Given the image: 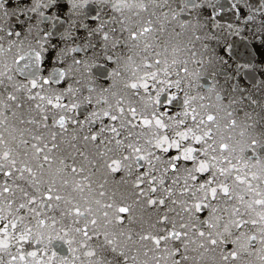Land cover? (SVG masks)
Here are the masks:
<instances>
[{
	"label": "snow or ice",
	"instance_id": "6c2138e0",
	"mask_svg": "<svg viewBox=\"0 0 264 264\" xmlns=\"http://www.w3.org/2000/svg\"><path fill=\"white\" fill-rule=\"evenodd\" d=\"M143 12L147 20L133 19ZM166 28L180 38L171 64L166 42L163 57L154 51L132 68L130 53ZM197 87L216 94L217 109H232L224 128L240 130L242 174L223 155L236 147L218 135L217 117L194 104L203 99L190 95ZM22 95L39 98L41 119H23ZM68 121L75 126L70 147L80 138L103 161L91 164L139 174L120 193L119 206L69 204L58 221L46 212L62 199L54 195L55 175L68 165L51 142L57 133L49 131V140L37 132L43 122L66 135ZM25 123L35 127H17ZM0 126V252L8 256L0 264H264V0H0ZM56 163L62 167L53 171ZM80 171L73 162L72 174ZM169 175L173 185L165 186ZM241 185L248 199L237 191ZM176 186L185 199L171 203L180 206V219L187 215L185 223L173 219L170 229L153 232L169 221L168 209L149 230H115L132 222L137 205L163 207ZM65 216L82 226L58 227ZM26 245L35 247L25 251Z\"/></svg>",
	"mask_w": 264,
	"mask_h": 264
},
{
	"label": "water",
	"instance_id": "95a60500",
	"mask_svg": "<svg viewBox=\"0 0 264 264\" xmlns=\"http://www.w3.org/2000/svg\"><path fill=\"white\" fill-rule=\"evenodd\" d=\"M135 11V9L133 10ZM151 10H149L150 12ZM149 12H143L141 16L133 17L134 20H147L149 18ZM130 15V13H129ZM154 28H158L159 24L156 23L153 25ZM177 31L179 29L177 28ZM180 38L173 37L171 35V29L166 28L164 33H160L158 31H155L153 33L148 34L139 44V48L135 49L132 53H130L133 56V61L131 67L134 68L136 64H140L142 62V57L149 56L150 53L154 51H161L162 57L165 55L163 51V46L167 42L168 43V49H167V59L168 63L171 64V61L173 58H176L172 52V47L176 44H178ZM145 45H149L150 47L145 49ZM157 45H160L159 48H157ZM193 51H196V49H193ZM139 53L138 55L136 53ZM152 59H155V56L151 57ZM185 58L184 55H180L178 57L179 60H183ZM197 59L199 58V53H197ZM160 67H163V64L160 65ZM189 67L192 70H195V61L192 60L189 63ZM154 70V69H151ZM173 75L170 77L171 79H176L175 75V68H172ZM163 75V74H161ZM183 75V73H181ZM221 83H223L224 77H219ZM209 82H211L209 80ZM111 83V81H109ZM200 83H204V80L202 79ZM134 90L129 91V98L134 99L137 102H140L139 96L132 95V92ZM141 93H143V90H140ZM173 91H175V88H173ZM219 91V89H217ZM182 95V93H181ZM190 95L197 96V97H203V99L197 98L194 101L195 105H203L204 110L206 112H212L213 115L217 117V125L219 126V133L218 135L223 136L224 142L232 143L236 147V152L229 154L228 151H225L223 153L224 156H228L229 159L232 161V163L237 164V171L242 172L243 169V161H240L238 163V158L240 156L239 148L242 147V143H237L240 141V135H239V128H236L235 130L224 128V124L227 123L228 120L232 119V117H229L226 115L228 111H231L232 109H227L221 107L220 109H217V105L220 103V101L217 100L216 94L214 92H209L207 90V87L201 89L199 87L194 88ZM22 99L25 101L24 108L22 109L24 116L23 119L27 121L28 119L35 117L36 119H41L39 110L35 108V105L37 103H41L39 101V98L35 100H28L26 96L22 95ZM46 104V101L43 102ZM29 108L32 109V111H29ZM92 109H89L91 111ZM175 111V109H173ZM52 112L60 113L59 109H52ZM81 112H83V109H81ZM86 114V113H85ZM52 113H49V125L51 126L52 120H51ZM75 118V117H74ZM84 115H80V119H83ZM191 119V117H189ZM199 119V117H198ZM9 120H12V117L9 116ZM107 123V120L105 121ZM18 128H24L28 129L29 127H35L34 125H29L27 123L23 125H17ZM66 127L68 129L67 134L60 132L59 126L50 127V128H44L43 122H41V127L38 130L37 134H40V132H43L44 135L49 138L48 133L49 131H55L57 133V138L55 141H51L52 143H56L59 145V149L56 152V155L61 158H66L65 163L68 165V168L55 175V187L57 191L54 193V195H60L62 199L60 201H51L53 204V207L51 209H48L46 214L49 217H55L58 221L61 220V213L67 211V207L69 204H79L82 208L87 207L89 203H92L93 207H95V201L100 200L102 204L104 203H112L116 202L119 206L120 202V193L122 191H130L131 190V181L134 179V176L139 174L138 170H134L133 175L129 176L127 174V170H118L117 173L109 172L107 169L100 167L99 165H93L90 163V160L92 159H98L101 160L99 156L96 155L94 149L92 148L91 144H85L82 139L78 138L76 140H71V144H75L76 148H71L69 141L70 138L73 135V129L74 125L71 124V121H68L66 124ZM99 127V123L97 122L92 126V130H96V128ZM4 130V126H0V131ZM83 132L79 133V137L83 136ZM111 135L110 133H105V136ZM124 135V133H122ZM29 139V142L31 141L30 137H26ZM127 142V141H126ZM99 143V141H97ZM22 147V146H21ZM109 147H112L111 145ZM76 149H79L80 152H83L84 155L81 156L78 153H76ZM174 151V150H170ZM76 153V154H73ZM217 155H220V150L217 149ZM109 155H112V153H109ZM75 162L77 169H83V171L78 172L77 174H72L71 172V165ZM101 162H103L101 160ZM142 164H146L145 161L141 162ZM221 166L227 167V164L224 163L223 160L220 161ZM251 164V161L248 162ZM57 167H62L58 163L54 165L53 171ZM253 171L256 169L253 168ZM153 175H157L159 177V172H153ZM67 179L69 181L68 185H64L62 183V179ZM223 179V177H221ZM234 179V176L232 177ZM4 180V177L0 175V183H2ZM124 181H128V183H124ZM11 182V181H10ZM16 183L20 184L22 187H27V182L23 179L16 178ZM180 184H184L183 178L180 179ZM257 184V181H253V186ZM173 180L172 177L169 175L165 177V186H172ZM179 186H176L174 189V195L172 197L167 198L168 203H166L163 207L157 208V207H145L140 208L138 205L134 207V214H133V220L131 223L129 221L125 220L124 224L117 227L115 230L119 231L121 228L127 230L128 228H131L134 232L139 233L142 230H149L150 225L156 223L159 219V215L165 214V212L168 209H172L171 211H167L168 216L170 217L169 221L167 223H156V227L154 229H151L153 232H155L158 229H163L165 227L171 228L172 227V220H176L177 225L185 223L188 220L187 215L184 216V219H180V206L179 205H173L171 203V200L173 199H185L180 192H179ZM31 190V189H29ZM237 191L241 195H245V199H248L249 197L244 192V186L241 185L239 188H237ZM105 193V195L102 197L100 193ZM17 197H19V192L16 193ZM39 195V194H37ZM159 195V193L157 194ZM19 199L16 201V203H20ZM214 205L217 204V201H211ZM235 203V200L233 201ZM221 207L223 205L221 204ZM27 209L21 210L20 214H23L26 212ZM207 213L205 212V216ZM204 217H201L203 219ZM74 217L73 216H65L63 217V220L61 224L58 225V227H81V224H73ZM195 222V221H193ZM2 226V225H0ZM206 227V226H205ZM11 231V229H10ZM160 234H163L161 232ZM35 245L27 246L25 247V251H31ZM66 247V246H65ZM228 247H231V244L229 243ZM10 250L13 254H16V248L15 245H10ZM0 256L3 257V259L6 261L8 259V256L2 252H0ZM31 259V258H29ZM20 264H23V262H20Z\"/></svg>",
	"mask_w": 264,
	"mask_h": 264
}]
</instances>
